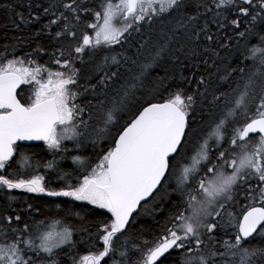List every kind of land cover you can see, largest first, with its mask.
<instances>
[{"label": "snow or ice", "instance_id": "snow-or-ice-1", "mask_svg": "<svg viewBox=\"0 0 264 264\" xmlns=\"http://www.w3.org/2000/svg\"><path fill=\"white\" fill-rule=\"evenodd\" d=\"M0 264H264V0H0Z\"/></svg>", "mask_w": 264, "mask_h": 264}, {"label": "trees", "instance_id": "trees-1", "mask_svg": "<svg viewBox=\"0 0 264 264\" xmlns=\"http://www.w3.org/2000/svg\"><path fill=\"white\" fill-rule=\"evenodd\" d=\"M66 166H70V161L66 162ZM28 195H32V194H28Z\"/></svg>", "mask_w": 264, "mask_h": 264}, {"label": "flooded vegetation", "instance_id": "flooded-vegetation-1", "mask_svg": "<svg viewBox=\"0 0 264 264\" xmlns=\"http://www.w3.org/2000/svg\"><path fill=\"white\" fill-rule=\"evenodd\" d=\"M35 143H40V142H35Z\"/></svg>", "mask_w": 264, "mask_h": 264}]
</instances>
